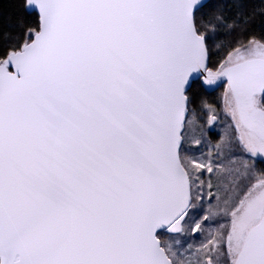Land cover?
I'll list each match as a JSON object with an SVG mask.
<instances>
[{"label": "snow or ice", "instance_id": "snow-or-ice-1", "mask_svg": "<svg viewBox=\"0 0 264 264\" xmlns=\"http://www.w3.org/2000/svg\"><path fill=\"white\" fill-rule=\"evenodd\" d=\"M13 2L0 264H264V0Z\"/></svg>", "mask_w": 264, "mask_h": 264}, {"label": "trees", "instance_id": "trees-1", "mask_svg": "<svg viewBox=\"0 0 264 264\" xmlns=\"http://www.w3.org/2000/svg\"><path fill=\"white\" fill-rule=\"evenodd\" d=\"M14 7L13 0H0V20H2V16L6 15L7 12L11 11ZM219 91H217V95H219Z\"/></svg>", "mask_w": 264, "mask_h": 264}]
</instances>
